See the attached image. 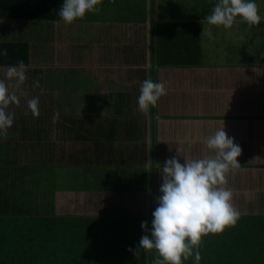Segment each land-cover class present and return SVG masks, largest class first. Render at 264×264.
<instances>
[{
    "label": "crops",
    "instance_id": "obj_1",
    "mask_svg": "<svg viewBox=\"0 0 264 264\" xmlns=\"http://www.w3.org/2000/svg\"><path fill=\"white\" fill-rule=\"evenodd\" d=\"M35 1L48 16L52 1ZM215 3L99 0L97 11L65 23L56 0V20L0 19V44L30 48L23 82L0 67L19 97L0 136V216L49 213L53 193L75 203L80 212L69 215L145 216L151 226L158 162L212 155L205 138L224 127L242 149L225 185L241 215L203 236L199 264L264 263L251 250L264 252V20L209 25L202 11ZM257 4L264 15V0ZM147 77L166 94L144 112L137 97ZM221 243L223 255L214 250Z\"/></svg>",
    "mask_w": 264,
    "mask_h": 264
},
{
    "label": "clouds",
    "instance_id": "obj_2",
    "mask_svg": "<svg viewBox=\"0 0 264 264\" xmlns=\"http://www.w3.org/2000/svg\"><path fill=\"white\" fill-rule=\"evenodd\" d=\"M98 3L99 0H62L57 13L65 23H72L86 13L97 11ZM238 20L249 25H258L264 20L257 0H216L205 17L207 24L225 29L231 28ZM202 34L212 38L211 31L203 29ZM5 52L0 50V54ZM26 68L20 60L17 64L8 65L4 76L8 80L23 82ZM34 85L39 86V81H34ZM164 94L166 88L162 82L145 78L137 97L138 108L147 112ZM11 103L18 104L19 97L9 90L6 80L0 78V136L7 135L13 125L14 114L7 110ZM27 104L34 115L38 114V97L28 99ZM58 118L57 112L53 121ZM204 142L212 150V155L196 159L184 157L183 162L174 155L163 163L158 162L162 178L160 195L155 198L151 227L148 221H141L144 234L136 248H130L134 254L141 248L155 249L157 258L154 264H183L190 256H194L196 264H199L198 247L202 237L208 233H220L237 222L241 213L232 203L233 190L225 185L226 174L241 166L237 158L242 149L224 127L208 135Z\"/></svg>",
    "mask_w": 264,
    "mask_h": 264
},
{
    "label": "trees",
    "instance_id": "obj_3",
    "mask_svg": "<svg viewBox=\"0 0 264 264\" xmlns=\"http://www.w3.org/2000/svg\"><path fill=\"white\" fill-rule=\"evenodd\" d=\"M50 1L51 11L46 16L41 14L35 0H0V19L56 20V0ZM29 49L27 44H0V50H6L0 54V67L20 60L28 66ZM141 221L148 219L145 216L66 215L55 208L44 214L3 215L0 216V264H154L155 249L141 248L136 254L130 251L144 234ZM214 250L223 255L224 246L218 244ZM251 250L264 256L257 247ZM251 250L248 248L249 253L243 259H251ZM192 260L194 256L183 264H191Z\"/></svg>",
    "mask_w": 264,
    "mask_h": 264
},
{
    "label": "rangeland",
    "instance_id": "obj_4",
    "mask_svg": "<svg viewBox=\"0 0 264 264\" xmlns=\"http://www.w3.org/2000/svg\"><path fill=\"white\" fill-rule=\"evenodd\" d=\"M212 9H209L208 11H202L203 13H206V12H211ZM224 33V30L223 28H221L220 30V34L223 35ZM217 43H222V42H217ZM51 199L53 201V204H52V209L51 211L53 210V207L55 208V210L58 212V213H61V214H67V213H70V212H76V213H79L80 211H78L76 209V206H75V203H72V202H59V201H55L56 199V195L55 194H51ZM75 206V207H74ZM47 213V212H46Z\"/></svg>",
    "mask_w": 264,
    "mask_h": 264
}]
</instances>
